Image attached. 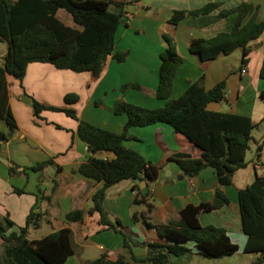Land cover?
Wrapping results in <instances>:
<instances>
[{
  "label": "crops",
  "instance_id": "crops-1",
  "mask_svg": "<svg viewBox=\"0 0 264 264\" xmlns=\"http://www.w3.org/2000/svg\"><path fill=\"white\" fill-rule=\"evenodd\" d=\"M10 1L16 3L19 0ZM128 2L130 4L124 9L116 5L110 6L112 11L123 13L115 50L129 53L125 62L119 63L110 56L97 79L90 72L61 70L50 63L41 62L30 63L23 80L8 76L10 105L18 130L8 140L0 141V225L5 226L4 218L9 217L18 227L25 226L31 209L39 199L38 206L44 213L42 227L46 225L47 229L40 237H35L31 230L29 238L38 240L65 227L72 229L75 254L65 264H85L102 255H106L111 261L123 257L127 263L136 264L133 258L145 259L149 250L141 245L126 247L121 233L106 230L100 224L98 213H88L93 205L92 196L102 183L79 172L80 166L90 158V152L77 134L78 120L63 112L50 110L36 116L27 95L43 104L72 108L80 119L121 133L127 117L115 113L118 103L128 102L147 109H159L167 104L168 100L158 99L155 92L160 78V56L168 48L164 35H169L183 59L174 78L170 99L182 96L190 84L204 76L207 90L222 81L226 82V99L223 102L210 103L209 110L248 116L255 124L264 120V98L261 96L264 79L260 77L264 60V33L250 42L251 52L246 57L247 63H244L243 48L206 63H202L189 50L193 38L209 39L219 33L230 32L237 14L222 17L221 13L236 8L243 2L254 7L246 20L255 17L263 22L264 0ZM210 3H219L220 7L209 15L189 16L177 27L169 23L175 11L197 10ZM57 18L70 27L79 28L65 10H59ZM1 44L3 49L0 63H3L9 44L7 41H1ZM243 69L247 71L245 74L242 73ZM129 83H137L142 89L129 88L123 91V86ZM70 93L79 95L77 103L68 105L65 102V96ZM0 131L9 132L7 125L1 120ZM262 140L264 131H259L257 143ZM125 145L161 168L157 181H145L152 194L151 201L154 206L150 218L153 224L180 220L181 212L187 205L211 203L219 190L226 195L229 203L219 210L201 214L200 223L202 226L213 225L227 229L232 241L243 251L247 236L242 229L238 192L252 184L258 175L264 176V147L260 157L256 152L253 159H249L247 152L248 166L235 172L232 185H223L211 167L203 169L197 177H190L174 162L168 161L172 154L179 152L200 158L203 151L176 134L166 123L131 128ZM101 157L112 155L103 153ZM43 162L49 164L42 171L31 169ZM12 169H15L13 175ZM134 186L132 180L111 186L107 191L104 207L110 213L111 219L134 240L161 241L155 228L134 219L135 212L140 213L146 209L135 203L137 191ZM15 187L23 188L26 192L18 195ZM73 210L86 212L83 222H70L66 219L68 212ZM3 242L0 235V247ZM187 246L191 252L174 256L172 261L175 264H229L224 259L235 256L207 259L202 256L194 242H188ZM96 250L100 254L95 253Z\"/></svg>",
  "mask_w": 264,
  "mask_h": 264
},
{
  "label": "trees",
  "instance_id": "trees-1",
  "mask_svg": "<svg viewBox=\"0 0 264 264\" xmlns=\"http://www.w3.org/2000/svg\"><path fill=\"white\" fill-rule=\"evenodd\" d=\"M28 4V5H26ZM128 0H0V42L7 41L9 49L0 63V120L9 132L0 131V141H6L18 130V124L10 105L8 76L23 80L30 63H50L61 70L77 73L90 72L97 79L102 74L107 59L112 56L117 62L127 60L128 52L115 50L117 33L123 19V13L110 9L116 5L124 9ZM219 3H210L197 10L175 11L169 23L177 27L189 16L209 15L219 8ZM59 10L69 13L79 28H73L57 18ZM254 7L243 2L236 8L223 11L222 17L237 14L236 22L230 32L219 33L215 37L193 38L189 50L202 63L210 62L221 55H230L238 48L244 49V63L251 52L250 42L264 33V21L255 17L246 20ZM247 21V22H246ZM168 48L161 53L159 85L155 92L158 99H167L166 106L159 109H147L128 102H120L115 113L126 115L127 122L121 133L95 126L80 119L77 112L68 107H57L40 103L32 96L27 98L36 116L45 110L63 112L78 120L77 134L86 144L90 158L84 162L79 172L85 177L101 182L102 186L92 196V207L89 214L98 213L100 224L106 230L121 233L125 246H146L149 250L145 259L133 258L136 264H175L174 256H182L191 252L188 242H194L207 259H223L240 251L227 229L213 225L202 226L199 217L203 213L216 211L229 203L226 195L217 191L214 201L200 205H187L181 212L180 220H171L165 224L152 223L150 213L153 209L152 194L149 184L145 188L135 185L137 191L135 203L146 209L134 213L135 221H141L158 232L161 241L138 242L120 228L111 219L104 207L107 191L111 186L126 180L140 179L146 182L157 181L161 168L147 160L141 153L126 147L128 132L134 127H146L156 123L170 125L176 134L184 137L189 143L199 147L202 157L195 158L183 152L172 154L169 162H174L179 169L190 177L211 167L223 185H232L236 171L248 166L246 158L250 149L253 131L264 120L255 124L248 116L233 113L215 112L208 109L212 102H223L226 99V82L222 81L207 90L204 76L190 84L182 96L170 99L173 82L182 57L177 46L169 35H164ZM264 79V60L260 70ZM137 90L142 87L137 83L123 86ZM264 98V91L261 93ZM78 94L65 96V102L75 104L79 101ZM264 140L259 142L257 155L260 157ZM108 153L112 157H101ZM48 162L32 167L33 171H42ZM15 169L11 170V174ZM23 188L15 187V193L24 194ZM239 212L242 229L247 236L243 248L244 253H258L260 259L255 264L264 263V176L258 175L255 181L238 192ZM39 199L31 209L26 225L18 227L9 217H5V226L0 225L3 244L0 247V264H65L75 254L74 233L65 227L38 239L31 240V230L42 227L44 213L39 208ZM84 210L68 212L66 219L70 222H83ZM85 264H130L123 257L111 261L102 255L100 258Z\"/></svg>",
  "mask_w": 264,
  "mask_h": 264
},
{
  "label": "rangeland",
  "instance_id": "rangeland-1",
  "mask_svg": "<svg viewBox=\"0 0 264 264\" xmlns=\"http://www.w3.org/2000/svg\"><path fill=\"white\" fill-rule=\"evenodd\" d=\"M3 45H0V53L2 52V47ZM259 131H264V123H262L259 128H256L253 131V136H252V140L250 142V149L248 150V156L250 157L249 159H253L255 153L257 152V148H258V144L257 143V138L259 136ZM47 226L45 225V227H42L38 230H33L34 233L33 235L35 237H40L42 235H44V233L46 232ZM97 254H100L99 250H96ZM235 256L231 257V259H224L225 262H228L229 264H255L261 257L260 254L258 253H244L243 251L237 252L236 254H234ZM264 264V263H263Z\"/></svg>",
  "mask_w": 264,
  "mask_h": 264
},
{
  "label": "water",
  "instance_id": "water-1",
  "mask_svg": "<svg viewBox=\"0 0 264 264\" xmlns=\"http://www.w3.org/2000/svg\"><path fill=\"white\" fill-rule=\"evenodd\" d=\"M133 185H140L141 188H144L146 186V182L140 179H136V180H133Z\"/></svg>",
  "mask_w": 264,
  "mask_h": 264
},
{
  "label": "built area",
  "instance_id": "built-area-1",
  "mask_svg": "<svg viewBox=\"0 0 264 264\" xmlns=\"http://www.w3.org/2000/svg\"><path fill=\"white\" fill-rule=\"evenodd\" d=\"M129 16L131 17V15H129ZM246 72H247L246 69H243V70H242V73L245 74Z\"/></svg>",
  "mask_w": 264,
  "mask_h": 264
}]
</instances>
